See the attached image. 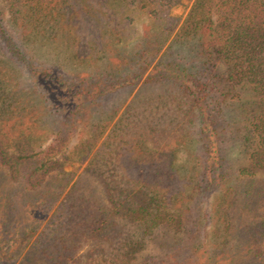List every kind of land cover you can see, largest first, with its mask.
Wrapping results in <instances>:
<instances>
[{"label": "trees", "instance_id": "obj_1", "mask_svg": "<svg viewBox=\"0 0 264 264\" xmlns=\"http://www.w3.org/2000/svg\"><path fill=\"white\" fill-rule=\"evenodd\" d=\"M87 1L4 0V10L0 0V52L24 78L31 79L28 82L32 94L39 97L43 108L58 113L65 126L79 122L80 114L91 105H101L105 98L137 87L140 78L148 73L142 85L151 91L153 87L164 85L168 104L173 105L172 113L183 110L184 118L193 117L189 124L197 126L204 162L198 186L192 192L203 197L226 180L224 137L219 129L220 112L214 99L219 84L250 86L255 102L249 114V133L245 136L246 143H250L249 163L239 170L240 184L233 185L235 192L231 186V194L226 191L219 212L221 218L224 215L225 223L232 227L241 224L247 233L251 231L252 236L243 247L242 263L233 261L234 264H264V0H188L192 5L179 27L162 24V32L137 43L139 55L132 64L134 71L128 76L68 78L60 69L36 61L30 47L35 44L36 33L53 30L56 26L65 30L73 47H78V41L71 35L79 20L92 19ZM125 1L156 20H165L173 8L183 4V0ZM176 28L172 43H176L178 49L170 44L160 56ZM182 46L191 50L188 55L180 51ZM158 56L159 60L152 66ZM219 66L225 67L222 76L215 74ZM159 104L154 100L144 101L139 104L143 111L135 112L130 118L131 129L136 128V132L143 134L138 138L152 140L159 150L150 159L141 154L127 157L130 161L127 169L132 177L124 179V188L116 189L117 193L103 187L104 199L83 193L73 195L75 187L80 186L77 181L68 191L73 196L56 206L74 179L73 173L64 170L65 161L59 159L66 138L57 132L44 149L37 150L39 145L34 146L28 135L19 136L17 141L18 137L14 139L10 132L1 134L0 131V174L8 181H20L22 189L33 191L37 198L30 207L31 215L25 213L28 219L23 226L15 227L9 237H4L1 230L0 251L7 244L2 252V264H14L26 249L35 253L33 264H134L143 245L139 242L125 248L122 240L118 241L122 236L121 220L137 225L144 237L155 239L163 228L172 229L176 235L173 247L164 241V235H159L157 242L166 250L163 252L167 259L139 264H199L198 259L193 258L196 247H191L180 235L185 230L181 204L192 201L194 195L190 194L192 192L172 194L181 183L174 167L175 150L170 147L172 143L162 145L164 130H160L159 124L164 120L163 115L151 114L153 117H150L148 114L152 112L148 108L155 106L159 110ZM128 109L135 110L134 107ZM176 125L173 123L170 127ZM115 156L118 164L122 156ZM51 183H55V187H51ZM4 184L0 183V224L7 221V218L2 221L4 213L15 224L6 208L11 204L10 196H2ZM43 223H46L45 228L39 232ZM87 251L92 257L86 263Z\"/></svg>", "mask_w": 264, "mask_h": 264}, {"label": "rangeland", "instance_id": "obj_2", "mask_svg": "<svg viewBox=\"0 0 264 264\" xmlns=\"http://www.w3.org/2000/svg\"><path fill=\"white\" fill-rule=\"evenodd\" d=\"M87 2L88 8L92 9V19L79 20L74 35H71L78 41V47L72 46L70 42L72 39L59 26L53 30L46 29L39 34L36 33L35 44L30 47V53L35 55L36 61L60 69L68 78L90 76L98 79L111 74L128 76L134 71L132 64L139 55L137 43L162 32V24H176V27H179L192 5L190 1L183 0V4L173 8L170 17H166L165 20L163 18V21L156 20L125 0ZM5 6L2 0L4 10ZM6 19H10L8 13ZM7 23L9 25L8 21ZM177 29L169 36L160 56L170 44L175 50L178 49L176 43H172ZM181 48L183 49L180 51L185 55L191 51L187 46ZM160 56L152 66L157 63ZM223 73L225 74V67H217L215 74L222 76ZM147 74L140 78L137 87L117 92L101 101V105L99 103L93 107L91 105L80 114L79 122L65 126L58 113L43 108L39 97L32 94L28 82H31V79L24 78L20 70L7 62L6 56L0 52L1 134L10 132L14 139L18 137L17 141L19 136L28 135L34 141V146L39 145L37 150L44 149L57 132L66 138V145L59 159L65 161L64 170L73 173L74 179L59 198L56 206L81 193L91 195L95 199H104L103 187H110L117 193L124 188V179L132 177V172L127 169L130 163L127 157L141 154L150 159L155 151L159 150L160 147H157L152 140L138 138L143 134L136 132V128L131 129L130 126V118L134 113L143 111L139 104L144 101L154 100L160 103V111L154 106V109L148 108L152 111L148 114L150 117H153L151 114L163 115L164 120L159 124L160 130H164L162 145L172 143L170 147L175 150L174 167L181 183L173 189L172 194H187L197 188L204 162V149L197 126L189 124V120L193 117L184 118L183 110L172 113L173 105L168 104L169 101L166 99L168 93H165L164 85L153 87V91L147 90L146 85H142ZM219 77L215 80L219 81ZM218 89L214 99L220 112L219 129L224 137L222 150L226 159V180L221 182L220 187L209 196H197L194 191L190 193L194 195V199L181 204L185 230L184 234L180 235L188 240L189 244L191 243V247H196L193 258L198 259L199 264H234L233 261L242 263L245 243L248 237L252 236L251 231L247 233L241 224L232 227L230 223H225L224 215L220 217L219 206L225 200L226 191L231 194L230 186L240 184L239 170L249 163L247 151L250 143H246L245 136L249 133V114L255 98L253 90L248 85L233 87L220 83ZM158 93L162 96H157ZM129 107H134L135 110L130 111ZM170 123L177 125L172 128ZM116 154L122 156L119 165L115 161ZM0 176V183H5L2 185V196L9 195L11 201L10 206L6 208L15 220V224L11 223L4 213L2 221L5 218L7 221L3 225L0 224V234L3 231L4 237H9L10 231L27 222L28 217L25 213L31 215L30 207L37 198L33 191H24L23 183L20 181H8L2 177V173ZM77 181L80 186L75 187L72 191L73 195H69L68 191ZM50 186L55 187V183H51ZM172 207L174 208L175 205ZM3 208L2 213L5 210ZM54 210L55 208L51 213ZM45 224H42L39 232L45 228ZM119 229L122 236L118 241L122 240L125 248L139 242L143 245L142 250L135 256L134 264L146 260L167 259L164 249L159 247L160 242H157L160 239L159 235H164V241H168L169 247L174 246L173 239L176 238L172 229L166 228L158 231L162 233L155 239L144 237L137 225L126 220L120 221ZM4 248H7V244L3 246V250L1 248L0 264H2L1 256ZM87 249L88 247L81 253ZM34 256L33 250L26 249L14 264H33ZM90 257L92 255L87 251L84 257L86 263L91 261Z\"/></svg>", "mask_w": 264, "mask_h": 264}]
</instances>
